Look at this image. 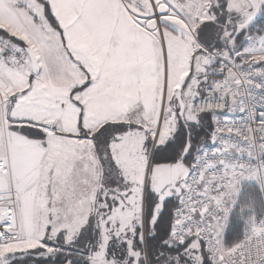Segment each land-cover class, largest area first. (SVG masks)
<instances>
[{
  "label": "rangeland",
  "instance_id": "1",
  "mask_svg": "<svg viewBox=\"0 0 264 264\" xmlns=\"http://www.w3.org/2000/svg\"><path fill=\"white\" fill-rule=\"evenodd\" d=\"M48 1L51 4L50 6L54 7L56 5V0ZM66 1L69 7L74 9L78 7V4L72 2L74 0ZM77 1L81 3L79 5L81 8H96L97 16L100 15L104 23H123L129 20L143 32L150 33L152 39H155L159 46V48L155 46L154 55L159 64L162 61L165 91L168 89L170 92V89L174 86L179 88L178 100H181L179 111L173 110L168 92L162 99L164 104H161V110L156 111L155 117L150 121L151 125L147 124L149 119L143 114L140 126H137L138 130L142 128L140 131L143 135L140 132L132 133L145 137L144 141L136 142V145L139 146L136 151V159L143 161V167L141 168L143 172L139 175H133L129 172L126 179L121 181L118 176L121 173L110 169V165L104 171V178L101 182V187H104L102 189V200H99L98 212L93 217L94 222H91L92 229L96 226L101 235V253L95 256L96 260L91 264H120L112 258H105L104 256L108 252V247L118 246L113 240H118V243L122 240L126 242L127 255L130 256L128 264H153L149 253L146 252L143 228L146 226V229H148V227L153 226L159 206H162L169 199L175 201L171 196L178 195L179 185L187 175L188 168L186 165L193 159L192 154L194 151L190 149L187 136L184 133L192 129L194 131V142L198 141L197 154L193 160L195 163L202 149L211 144V136L208 142L203 143L199 140L206 138L208 128L209 134H211L214 122L223 117V115L195 116L193 115V109L190 107L192 100L201 93L206 83L209 84L210 82L209 70L214 64V59L209 53L227 58L233 53L250 55L263 52L264 27L258 28L257 25L255 26V21L260 15L264 0H220L221 7H225L229 12L226 16L228 23L226 19L220 22V27L223 28L215 37V40H218L216 44L219 47L212 44L213 47L208 50L198 41L195 28L207 22L215 24V21H219L221 14L218 12L219 5L218 3L214 5L210 0H184L185 6L188 5L187 8H183L180 0ZM211 7L215 9L214 15L209 13ZM155 13L161 16L159 23L153 21ZM166 23L176 29L178 41L180 39L184 41V43L179 41L180 44L175 48L176 54L173 53V49L167 40V34H165L164 26ZM0 31L14 40L12 42L0 38L2 44L0 57H7L14 66L22 69L14 63L11 56L4 54L7 52L6 50L15 49L19 54L25 55L17 46L20 41L30 49L35 48L36 45H42L47 56L50 57V52L46 51V47L49 45L53 50L55 60L68 72L64 71L60 76L69 84L73 83L72 68L64 58L57 40V33L45 16L42 5L36 0H0ZM230 35L233 38H229ZM42 41H45V43ZM225 46H228L227 50ZM262 60H264V56ZM170 67H172L171 71ZM15 69L10 66L6 72L8 71L7 75L17 82H29L36 85L40 79L39 76ZM24 73L28 76L23 75ZM182 92L183 98L181 99ZM6 99L4 93L0 91V113L4 117L3 123L0 125V190L6 186V182L9 183L8 192L0 197V264H12L16 259L15 257L19 255L24 257L28 254H37V252H42L40 257L46 258L54 246H63L67 251L72 250V248H82L84 238L87 237L86 234H80V230L84 229L83 227L87 223L84 221L83 225L80 220L79 169L77 168L75 173H68L64 171L65 166L61 161L55 167L57 160L54 163V146L42 141L40 136L42 128L40 125H33V130L27 128L28 124H35L34 121L22 123L18 131L22 132L25 139L28 136L39 135L38 146L16 139L13 133L16 123L6 120L8 109ZM180 121L191 128L185 127L186 129H184L180 126ZM142 125L144 128L141 127ZM99 128L101 129V127ZM53 129L58 132L57 126L53 125ZM78 131L79 129L76 127V131H74L76 133L69 134V136L75 135L78 137L76 135ZM89 132L93 135L96 133L92 129ZM134 138L136 137L134 136ZM180 138L184 141L180 140L174 144L177 147L176 149L179 150L178 153L182 152L184 155L189 153V155L187 157L179 156L181 159L171 164L156 163L157 147ZM63 139L65 143L72 146L73 151H75L74 158L78 164V139H69L68 137ZM127 146L121 142L119 148L121 159L124 161H127V152L129 151ZM188 159H190V162ZM50 163L51 167L49 166ZM46 168L47 174L49 173L47 176H45ZM121 170L123 169L121 168ZM234 175H236V178H241L243 174L236 171ZM46 177L47 179H44ZM134 179H137L138 185L134 190H129V184ZM247 180L254 182L250 176L247 177ZM147 190L154 195L156 204L152 208L151 214H147V209L145 210L144 224L143 205ZM178 198L179 196L176 199L178 200ZM176 204L175 206H177ZM5 211L7 212L6 216L3 215ZM228 215L229 209L225 212L223 219L213 225V234L218 248L223 254L233 250L237 245L227 248L223 244L226 227V220L224 219H228ZM173 221L174 214L172 224ZM172 224L170 223L168 228L170 239L175 244L184 245V247L174 246L170 251L171 259L167 264H210L206 258L202 242L194 238L198 242L196 241L195 245L190 247L188 243L192 245V242L176 241L171 235ZM136 229H138L137 236L141 242V247L138 248L133 246V234ZM15 232L20 234V239L17 242L11 243L2 238V236L6 237L8 234L12 235ZM190 237L192 236L188 238ZM147 256H149V259ZM156 261L157 264L166 263L165 258L161 256L157 257Z\"/></svg>",
  "mask_w": 264,
  "mask_h": 264
},
{
  "label": "crops",
  "instance_id": "2",
  "mask_svg": "<svg viewBox=\"0 0 264 264\" xmlns=\"http://www.w3.org/2000/svg\"><path fill=\"white\" fill-rule=\"evenodd\" d=\"M45 1L54 21L51 26L57 33L61 51L72 68L73 83L69 84L60 76L67 70L55 60L52 48L49 45L46 47V51L51 54L49 57L42 45H36L35 48L28 47L38 62L39 71L34 76H39L40 79L36 85L29 82H17L7 75L8 71L6 72L7 68L13 66L17 71L31 74L30 67L19 69L7 57H0V91L7 98L6 120L16 123L13 131L16 139L38 146V135L28 136L25 139L18 129L21 128L22 123L31 121L36 123L28 124L29 130H33V125L46 126L47 128H42L41 133L45 135L46 140L43 141L54 146V163L57 160L55 167L61 161L65 166L64 171L68 173H75L77 168L79 169L80 220L83 225L84 221L91 224L98 212L99 200H102L104 187H101V182L106 168L110 165V169L116 170L117 173H124V179L129 172L133 175L143 172L141 170L143 161L136 159V151L139 147L136 142L144 141L145 137L132 133H125L122 137L117 135L109 137V135H103L99 127L105 128L132 121L136 122V126H140L143 114L149 119L147 124L151 125L150 121L155 117L156 111L161 110V104H164L162 99L169 90L165 91L163 87L162 61L159 64L154 55V48L158 46V43L152 39L150 33L143 32L129 20L123 23H104L100 15L97 16L96 8H81L79 7L81 3L77 0L72 1L78 4L76 9L69 7L66 0H56L54 7L50 6L48 0ZM180 1L183 8L188 7V5L185 6L184 0ZM164 29L169 45L176 54L175 48L180 44L179 41L181 43L184 41L182 39L178 41L176 29L169 24L166 23ZM42 42L45 43V41ZM211 72L212 68L209 70L210 82L213 79ZM209 84L206 83L204 88ZM204 88L192 100L193 102L203 95ZM179 94L178 86L170 89L169 95L174 111H179L181 101L178 100ZM181 94L182 99L183 92ZM190 107L192 108V105ZM135 111L138 115L133 116ZM202 116L206 117V115L200 117ZM3 118L0 113V125L3 123ZM53 125L57 126L58 132L54 131ZM76 127L79 129L76 134L78 137L69 136L76 133L74 132ZM91 129L96 131L94 135L89 132ZM80 131L85 132L79 136ZM64 137L78 139V164L74 158L75 151L71 145L65 143ZM121 142L129 148L127 161L121 159L119 152ZM193 165L194 162L186 165L187 175ZM45 171L47 176L49 174H47V168ZM7 177L9 181L8 174ZM185 178L179 185V193ZM129 185V190H134L138 185L137 179ZM8 187L9 183L6 182V186L0 190V197L8 192ZM18 190L20 192L19 187ZM179 193L171 196L175 199V204ZM161 209L162 206H159L158 211ZM3 215L6 216L7 212L5 211ZM194 238L200 242L198 236H192L186 239V242H192V245L188 243V246L195 245L197 240Z\"/></svg>",
  "mask_w": 264,
  "mask_h": 264
},
{
  "label": "built area",
  "instance_id": "3",
  "mask_svg": "<svg viewBox=\"0 0 264 264\" xmlns=\"http://www.w3.org/2000/svg\"><path fill=\"white\" fill-rule=\"evenodd\" d=\"M7 52L18 67H29L26 55L15 49ZM209 55L214 59L213 79L194 100L193 114L223 117L214 122L211 144L199 153L183 182L171 235L178 242L198 236L210 264H264V215L252 219L234 249L225 254L213 234L214 223L223 219L240 185L250 182L248 176L264 199V51L227 58ZM236 171L242 172L241 178H236ZM2 238L13 243L20 234Z\"/></svg>",
  "mask_w": 264,
  "mask_h": 264
},
{
  "label": "trees",
  "instance_id": "4",
  "mask_svg": "<svg viewBox=\"0 0 264 264\" xmlns=\"http://www.w3.org/2000/svg\"><path fill=\"white\" fill-rule=\"evenodd\" d=\"M39 4L42 5L44 9L45 16L49 20L50 23L54 24V21L50 15L49 6L45 0H36ZM217 1V2H216ZM214 5L218 3V12L220 14L219 21H215V24H211L209 22L197 26L195 28V34L197 36L198 41L205 49H209L217 46L215 37L217 33L223 28L220 27L221 23L224 19H226L228 23V18L226 17L229 12L226 8H222L220 4V0H210ZM248 4V3H247ZM249 5V4H248ZM211 15L215 14V9L211 7L209 10ZM255 26L257 25L258 28L264 27V3L260 9V15L255 21ZM259 31V30H257ZM264 31V28H263ZM261 32V31H259ZM264 33V32H263ZM0 38L7 39L8 41L14 42L13 39L5 36V33L0 31ZM229 38H233L230 35ZM19 44V45H18ZM17 46L25 54V49L28 48L27 45L19 43ZM213 44V45H212ZM222 44V43H221ZM228 46H225L227 50ZM224 49V50H225ZM7 51V50H6ZM212 52V51H211ZM236 52V51H235ZM6 56H9V52H5ZM26 55V54H25ZM138 112H133V116L137 115ZM208 115V114H207ZM212 116V115H211ZM210 117V116H209ZM183 124L184 126H182ZM180 126L186 129L185 127H190L186 125L184 122L180 121ZM41 128H47L46 126H40ZM143 127V125L141 126ZM144 128V127H143ZM191 128V127H190ZM142 128H140L141 130ZM207 129V128H206ZM137 129L136 122L132 121L129 123H119L117 125H111L105 128H101L103 131V135H117L122 137L125 133H138L143 135L142 131ZM85 131H80L79 136H81ZM197 132V131H195ZM147 133V132H146ZM184 135L187 136V142L190 146V149L194 151L192 154V164L194 160V156L197 154L196 146L198 141L194 142L193 135L194 131L189 129V131L185 132ZM39 136V135H38ZM42 141L45 139L44 133H41ZM40 136L38 137L40 139ZM35 138V137H33ZM80 138V137H79ZM210 139L209 128L206 138L199 140L204 142H208ZM183 139L172 140L170 143H166L162 146L157 147V157L155 158V162L158 164H171L175 161L181 159L179 156L181 154L183 157H187L189 155L180 152L178 153L177 147H175V143ZM127 144V143H126ZM185 146V143H184ZM186 148V147H185ZM184 148V149H185ZM185 152V151H184ZM190 162V159H188ZM263 163H264V154H263ZM119 179L122 181L124 180V173L119 175ZM178 201V200H177ZM155 197L153 194L149 193L148 190L146 191L145 201H144V218H145V210L147 209V214H151L152 208L155 206ZM175 201L173 199H169L162 204V209L158 211L156 215V220L152 227L144 226V233H145V244H146V252L149 253L150 258L152 259L153 264H157L156 258L161 256L165 258L166 263L171 259V249L174 246L184 247V245H177L175 244L169 236V226L170 223L172 224L173 214L175 211ZM177 205V204H176ZM264 215V199L263 195L260 191L259 186L255 182H244L240 185L234 202L230 205L229 208V215L228 219L226 220V227L224 230V240L223 244L227 248L234 247L237 242L241 239L243 233L246 232L248 226L252 219L261 217ZM226 218V217H225ZM225 222V221H224ZM89 223V222H88ZM145 224V222H144ZM81 229L80 234H86L87 238H84L83 247L79 249H73L67 251L63 246H54L53 249L47 254L46 258L40 257V253L37 254H28L26 256L19 255L15 257L14 262L12 264H91L96 260V255L101 253L100 248V231L99 229L94 226L92 229V225L89 223L88 226L86 225ZM138 229L134 232V239H133V246L134 248L141 247V242L137 236ZM117 243V247H108V252L104 255L105 258H112L116 263H127L129 262L130 256L127 255V244L124 240L117 242L118 240H113ZM186 242V241H185ZM185 244V243H184ZM146 253V254H147ZM148 255V254H147ZM149 256L148 259H149Z\"/></svg>",
  "mask_w": 264,
  "mask_h": 264
},
{
  "label": "water",
  "instance_id": "5",
  "mask_svg": "<svg viewBox=\"0 0 264 264\" xmlns=\"http://www.w3.org/2000/svg\"><path fill=\"white\" fill-rule=\"evenodd\" d=\"M25 54H26V56L29 60V63H30L31 74L37 75L38 71H39V67H38V62H37L35 55L33 54V52L29 48L25 49Z\"/></svg>",
  "mask_w": 264,
  "mask_h": 264
},
{
  "label": "bare ground",
  "instance_id": "6",
  "mask_svg": "<svg viewBox=\"0 0 264 264\" xmlns=\"http://www.w3.org/2000/svg\"><path fill=\"white\" fill-rule=\"evenodd\" d=\"M154 20H155V21H157V20L159 21V20H160V17H159L156 13L154 14L153 21H154Z\"/></svg>",
  "mask_w": 264,
  "mask_h": 264
}]
</instances>
